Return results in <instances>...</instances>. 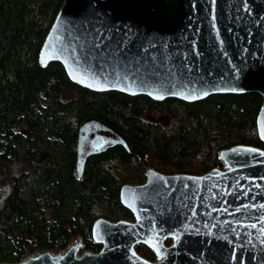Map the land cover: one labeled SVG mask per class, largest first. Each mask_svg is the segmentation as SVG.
<instances>
[{
	"label": "water",
	"instance_id": "water-1",
	"mask_svg": "<svg viewBox=\"0 0 264 264\" xmlns=\"http://www.w3.org/2000/svg\"><path fill=\"white\" fill-rule=\"evenodd\" d=\"M37 61L59 62L82 88L155 101L256 92L264 143V0H62ZM109 129L112 145L126 148ZM104 144L101 135L90 141ZM216 156L221 166L202 174L147 167L142 183L122 184L119 202L132 220L96 218L95 252L78 254L74 236L62 251L0 264H264V150L235 144Z\"/></svg>",
	"mask_w": 264,
	"mask_h": 264
},
{
	"label": "trees",
	"instance_id": "trees-1",
	"mask_svg": "<svg viewBox=\"0 0 264 264\" xmlns=\"http://www.w3.org/2000/svg\"><path fill=\"white\" fill-rule=\"evenodd\" d=\"M61 2L0 0V262L64 249L74 236L83 250L97 251L92 222L132 219L119 188L141 183L147 167L198 175L221 166L222 148L264 150L256 92L155 101L91 91L73 84L59 62L39 64V47ZM87 119L111 128L126 148L114 144L78 166V132ZM135 250L153 259L146 246Z\"/></svg>",
	"mask_w": 264,
	"mask_h": 264
},
{
	"label": "flooded vegetation",
	"instance_id": "flooded-vegetation-1",
	"mask_svg": "<svg viewBox=\"0 0 264 264\" xmlns=\"http://www.w3.org/2000/svg\"><path fill=\"white\" fill-rule=\"evenodd\" d=\"M78 135H79L78 145H77V164H78V166H79V162L80 163L84 162L85 159L87 158V156L92 155V154H97L101 151H104L107 147L112 145V143H114V141L116 140V135L113 132H111V130L106 125L102 124L101 122H98L96 120H91V119L84 120L81 123ZM95 135H101L105 139V144L101 148L96 149V148H92L90 146V141ZM81 171H82V167L80 168V172ZM143 173H144V171H143ZM143 176H144V174H143ZM143 180H144V178H143ZM138 184H140V183H138ZM124 220H127V219H124ZM131 220L132 219H130L129 221H131ZM90 229H91V227H90ZM81 243H82V240H81ZM169 243H170V239H168V238L165 239L164 244L168 245ZM81 248H82V246H81ZM99 248H100V246H99ZM134 249H135V246H134ZM152 260H154V257Z\"/></svg>",
	"mask_w": 264,
	"mask_h": 264
},
{
	"label": "rangeland",
	"instance_id": "rangeland-1",
	"mask_svg": "<svg viewBox=\"0 0 264 264\" xmlns=\"http://www.w3.org/2000/svg\"><path fill=\"white\" fill-rule=\"evenodd\" d=\"M73 237L70 239V241L68 242V245L70 244V243H72L73 242ZM67 245V246H68ZM59 251H62V249H60V250H53V251H51L52 253H56V252H59ZM84 250L80 247L79 249H78V254H80V253H82ZM33 252H36V250L35 251H33Z\"/></svg>",
	"mask_w": 264,
	"mask_h": 264
}]
</instances>
